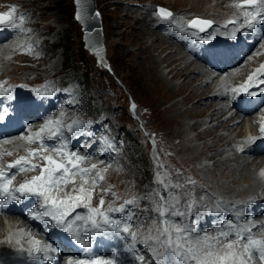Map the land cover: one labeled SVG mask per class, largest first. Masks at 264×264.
Instances as JSON below:
<instances>
[{"label": "rangeland", "instance_id": "rangeland-1", "mask_svg": "<svg viewBox=\"0 0 264 264\" xmlns=\"http://www.w3.org/2000/svg\"><path fill=\"white\" fill-rule=\"evenodd\" d=\"M180 1L182 2L181 5ZM0 2H2L0 3V12L8 11L12 6H15L13 18L19 22L21 14L24 16L26 13L32 15V11L34 14L28 17V21L25 23L28 25L40 24L42 28L39 30L40 32L28 33L24 38L25 41H28V45L24 44L27 42L18 43L13 53L7 55V58L3 57V61L0 62V84L26 83L33 88L54 89L70 93L72 102L69 104L65 102L63 105L71 107L65 108L66 110L62 108L57 111V114L61 115L64 120L84 121L82 127L94 133L95 139H99L106 150L107 155L104 160L98 161V164H103L98 165L99 167L95 168V172L87 177L90 181L97 172H102L104 177L97 183V185L102 183V189L94 190L91 201L93 207L99 204L101 197L105 201V208L109 204L118 207L121 201L135 197L138 200V206L129 205L127 210L135 213L130 223L132 224L131 231L138 232V241L150 234V228L152 229L151 235L154 236L157 229L161 227L158 213L154 211L160 202L157 194L163 195L169 204L175 203V200L178 199L180 203L176 210L184 212L185 215L182 218L173 217L172 219L185 224L195 223V234L201 236L205 233L209 236H216L217 230L220 229L217 224L219 222L218 216L228 215V213L232 216L233 211L239 210H242L243 213L245 210L250 211V208L244 209L246 205L254 202L249 200L252 198L247 199V193L243 196L241 194L236 195L231 193V190L224 188L222 186L224 184L221 185L224 180H218L217 175L219 174L212 167L209 168L213 169L210 174L203 171V166H210L213 160L217 158V153L208 159H202V152L191 154L192 148L200 143L201 139L195 138L196 140L193 141L192 138L196 132L194 130H189L184 135V128L191 123V120L175 117L170 110V105L173 102H180L184 96V90L183 92L180 90L171 93L164 87L156 88L158 82L154 81L148 70H145L144 65L141 68V62L144 61L141 57L142 51L137 49L133 43L139 25L144 24L150 27L154 23L160 25L156 31L164 32L162 28H165L166 25H162V20L155 14L158 7L166 8L173 13V16L168 20L173 27L177 26L170 21L176 20L177 23H180L182 18L184 22L186 19L183 12L184 6H191L195 10L194 13L196 14L194 15H197L196 17L213 20L218 28H224L226 24L229 26L236 25V23L232 24L229 21H237L235 15H239L243 11L235 7L240 1L233 0L232 5L229 6L233 9L219 16L212 13L211 8L207 9L209 6L191 5L184 3V0H94L102 28L103 61H98L96 56L85 47L82 25L75 18L74 0H0ZM33 3L35 4L33 5ZM36 5L40 11V14L37 15L33 10ZM241 20L243 21L242 16ZM25 23H23L24 29ZM18 30L13 29L12 32L25 33V31ZM212 30H209L208 33L214 34ZM258 30L260 33L252 36L253 41L249 37L250 34H247L242 39V45L237 47L240 50L249 48L245 57L250 58V55L252 57L256 53L259 58H251V62L242 57L247 64L244 74L242 73V76L238 77L234 76L235 79L230 77L227 80V85H223L221 89L222 91L228 89L229 96L224 97L227 101H230L234 95L232 89L244 85L248 76L264 65V28L261 27ZM174 34L182 41V43L178 41L177 44L180 45L183 55L188 53L187 49L189 48L193 51V56L190 58L188 54L186 55L189 59L198 62L200 65L210 66L208 53L203 59H200L194 52V46L190 45L188 41L184 42V32L179 30V33ZM18 35H15L14 38ZM216 38L226 39L228 34L224 32L218 34ZM8 40H13V38L4 40L0 36V43H2L0 50L3 49V45L7 44ZM216 46H218L216 49L221 51L220 46L222 44H216ZM27 47L31 48L30 52H25L28 51ZM126 48L128 51H134L135 54H127ZM229 49L226 48L223 52ZM239 52L236 53L240 54ZM158 53L162 57L166 54L164 50L153 52L155 55ZM210 59L212 62L217 61L212 54ZM163 65L165 63L160 65L159 69L165 70L162 68ZM207 72L216 74L215 79L225 80L228 78L226 75L229 71H221L219 66L218 69L210 67ZM262 73H264V69H261L256 79L264 80ZM167 76L169 77V75ZM179 81V78L174 80L175 84ZM254 86L249 91H256L259 87H264L261 84L257 88ZM72 94L75 95V100H73ZM64 96L59 95L60 99ZM189 103L191 105L192 101L184 104L183 99V102L179 104L180 110L184 111L190 106ZM260 106L262 107L259 108ZM263 107L264 101L259 106H255L251 112H247L242 123L243 134L246 137H250L251 132L248 131L249 124L245 120L252 118L256 121L259 129L260 120H257L256 114L262 111L261 114L264 116ZM235 109L232 110L235 111ZM195 113L193 111V114ZM219 119H223L222 113ZM206 125L200 124L196 128L199 130ZM251 127L256 128L255 125ZM11 144L10 140L6 142L10 149L0 152V159L2 156L10 158L13 152H17L11 148ZM229 148H226L227 151L223 152L222 156L234 155L235 148ZM213 157L215 158L212 159ZM93 159L90 165H96V160L99 158ZM261 170H257V173L264 178V173L261 174ZM189 179L194 183H188ZM75 180V184H69V189H65L66 191L63 192H71L73 188H78L83 182L78 178ZM159 181L169 184L168 189L165 190L164 185ZM88 184L91 185L90 182ZM175 185L181 187H174ZM103 189L109 191L104 192ZM239 191L241 190L237 192L239 193ZM63 192L59 194L63 195ZM260 197L262 199L258 201L260 214H254L255 216L264 213V208L261 209L264 206V195L261 196L260 194ZM189 202H194V208L190 214L187 208ZM124 215L122 213L121 219L124 218ZM245 216L246 222L249 223L250 217ZM216 226L219 228L213 230ZM30 229L35 232L34 228V231L32 227ZM255 231L258 236L264 237L259 233L260 228H256ZM35 233L38 235L37 232ZM5 239L9 242V237H5ZM229 239L234 240L235 237L231 236ZM221 241L227 243L223 239ZM138 247L141 250L140 255L145 257L144 264H156L149 252L150 245L140 244ZM17 249L19 247H16ZM212 250L222 252L223 247L218 248L216 244ZM126 264H139V262L130 259Z\"/></svg>", "mask_w": 264, "mask_h": 264}, {"label": "snow or ice", "instance_id": "snow-or-ice-1", "mask_svg": "<svg viewBox=\"0 0 264 264\" xmlns=\"http://www.w3.org/2000/svg\"><path fill=\"white\" fill-rule=\"evenodd\" d=\"M243 10V23L239 28H233L230 34V39L235 40L237 33L243 29L254 30L256 25L264 24V0H240L236 4ZM15 6H12L8 11L0 12V26H8L12 29L28 31L23 28L24 15L21 14L20 23L14 22L13 14ZM161 20H169L173 13L160 7L155 13ZM179 28L181 32L192 29L191 35L196 39H201L199 33H206L214 23L212 20L193 18L187 21V28L183 23L171 21ZM235 24L237 21H229ZM205 42L214 39V34H208L203 38ZM264 69V65L261 66ZM252 73L248 76L247 81L239 89H232L234 93L239 95L241 92L247 93L250 96H255V91H249L252 86V81L256 79L257 74L261 71ZM259 84L264 85V80H260ZM40 96H51L52 91H40L35 89ZM264 92V87L260 88ZM11 89H4L0 95L10 93ZM232 99H236L233 96ZM8 108H0V121H4L8 115ZM84 121L74 119L68 125L62 124L60 119H46L40 129L27 136L21 138L28 143H39L40 148L28 149L26 155L18 157L16 160L7 165L0 166V208H4L7 204L13 201L19 202L23 198L37 197L40 199L39 211H30L29 215L45 224V231L49 228H59L67 233L72 240L78 245H83L87 250L91 247L88 243L89 238L102 236L108 239L123 240L125 249L131 254L134 261L139 264H144L145 257L138 253V243L150 245L149 252L156 264H254V257H258L261 264H264V239H257L251 234V229L255 225L249 220L247 225L234 223L233 220H228L221 229L217 230L216 236H209L205 233L203 236L195 234V223L177 222L173 217H184L185 213L176 210L180 201L175 200V203L169 204L163 195H159V203L154 211L158 213L159 223L161 227L157 229L156 235H151L152 229H149V235L137 240L138 232L131 231L132 224L130 221L134 218L135 213L128 211V205H137L138 200L134 197L125 200L119 207H114L111 204L104 207L105 201L100 198L99 204L92 206V197L95 187L99 180L104 177L102 172H97L96 176L89 179L87 174L91 173L96 165L90 167H81V163L87 159L86 156H81L77 152L68 151L69 140L65 137V130L73 135L80 132ZM260 132L264 134V124L260 125ZM57 140L58 144L55 147L45 148V140ZM256 138H249L246 143H253ZM238 151H243V148H238ZM54 153L60 159L54 158L53 155H43L44 152ZM11 155V153H8ZM34 158H39L45 163H33ZM40 169V174L32 176L30 180H25L17 187H13V176L11 169H18L20 172ZM103 171V170H102ZM159 175V174H158ZM79 176L83 181L79 188H73L71 192H63L61 185L67 186L75 184V178ZM91 183L92 188H85V184ZM164 185L165 190L169 184L164 181H159ZM188 183H194L189 179ZM174 187H181L175 185ZM104 192L109 191L103 189ZM63 192V195L59 193ZM115 195V194H113ZM83 208L86 210V215H81L76 210ZM189 214L194 208V202L187 204ZM112 213H124L123 219H116ZM237 217L244 215L242 210L235 213ZM264 223V222H261ZM235 239H229L231 236ZM226 240L223 245V251H213V247L219 244L221 240ZM246 241V242H245ZM19 243V241H17ZM31 247L28 249L20 248V253L34 262V264H49L57 259L59 249L54 247L52 243H43L39 240H32ZM67 264H126V261L121 258L119 251H113L112 259H103L99 256H94L91 259H68Z\"/></svg>", "mask_w": 264, "mask_h": 264}, {"label": "bare ground", "instance_id": "bare-ground-1", "mask_svg": "<svg viewBox=\"0 0 264 264\" xmlns=\"http://www.w3.org/2000/svg\"><path fill=\"white\" fill-rule=\"evenodd\" d=\"M232 2L233 0H184V3L191 5L200 4L203 6H209L207 9L211 8L212 13L217 14L219 16L224 15L228 11L233 9V8H229V6L232 5ZM35 3H33V5ZM181 3L182 2L180 1V5ZM33 10L36 15L40 14L37 5L35 6V8H33ZM27 11L29 10L27 9ZM194 11L195 10L191 8V6L189 7L184 6L183 12H184V18L186 17V19L183 22L182 21L183 19L181 18L180 23H183L185 28H187V21L190 20L192 17L194 18L197 16L194 15L196 14L194 13ZM242 12L243 11H241V14L239 15L237 14L235 15L238 24L236 23V25L234 26L233 25L229 26L226 24L224 28H220V27L218 28L217 24L216 25L213 24L210 30L213 29L212 31L214 34L216 33L223 34L224 32H227V34L230 37L232 29L239 28L240 25L243 23V21L241 20V16L243 18ZM31 13L32 15L34 14L32 11ZM32 15L26 13L24 16L25 17L24 23L25 21L27 23L28 17ZM26 23H25V29H27L28 31H25V33L23 34L22 33L19 34L17 37L13 38V40H8L6 42L7 44L2 46L3 49L0 50V62L3 61L2 60L3 57L7 58L6 57L7 55L14 52V49L16 48L18 43L27 42L24 44L26 45L29 44L28 41L24 40V38L28 35V33L32 31L40 32L39 30L42 29L40 24L28 25ZM161 23L162 25H166L165 28L164 27L162 28V31H164L162 33L156 31L158 30V28H160V25L154 23L151 24L150 27L144 24L139 25L137 27L138 31L135 33L136 37L135 39H133L134 40L133 43L136 45L137 49L142 51L141 57L143 58L142 60L144 61L141 62L142 64L141 68L144 65L145 70L146 71L148 70L150 76L153 77L154 81L158 82L156 83V88L158 87L160 89L164 87L166 90H168L171 93H175L180 90H182L183 92L184 90V96L181 98L180 102L179 101L173 103L171 102L172 104L170 105L171 108L170 110L172 111L175 117L181 119L184 118V120L189 118L191 120V123L186 128H184V135H186V133L189 130H194L196 132L192 138L193 141L196 140L195 138L201 139V142L196 144L192 148L191 150L192 152L190 151L191 154L202 152L203 153L202 159H208L216 153L219 156V157L217 156V158L213 160L210 166L204 165L203 171L208 172V174H210V172L213 171V169L216 170L219 174L217 175L218 180L221 179L224 180L223 182H221V185L222 183L224 184L222 185L224 188L231 190L232 191L231 193L236 195L241 194L243 196L247 193L246 194L248 196L247 199L252 198L249 200L254 201L253 203L257 204L259 200H262L260 194L261 196L264 195V178L258 175L257 173V170L259 169H262L260 171L261 174L264 173V134L260 132V130L258 129V125L256 124V121L253 120L252 118L245 120L248 121L249 124L248 131L251 132L250 137H246V135L243 134L244 127L242 123L244 122L245 116H247V112L245 111V109L243 110L241 109V111H239L240 108H236L235 105V102H239L241 98L239 97L236 100L232 99L230 101H227L226 98L224 97L229 96L228 89L225 91H222L221 89L223 85H227V80H229L230 77L242 76V73L245 72L244 70L247 69L246 68L247 64L246 62H244L242 57L247 58V61L252 62L251 58L256 59L259 55L256 56L255 53L252 55V57L250 55L249 58V57H245L247 52L246 50L245 51L241 50V52H239L240 54H237L236 51L232 52L231 48L228 51L223 52V50L226 49L224 48L223 45L220 46L221 51H218L216 49V47L218 46H214V48L211 51V54L217 59L216 62L218 66H220V70L229 71L228 74L226 75L228 76L227 79L225 80L224 79L220 80L219 78L215 79V77L217 76L216 74L207 72L211 66L200 65L198 62L189 59L190 56H193V51L191 49L189 48L187 49L188 50L187 54L189 58L188 56H186L187 54L186 55L182 54L180 45L177 44L178 41L181 43L182 41L181 39H179V37H176V35L174 34V33H179V28L173 27L168 20H162ZM191 31L193 30L188 29L184 31V42L188 41L190 45L192 43L194 44L205 43V40L203 39L204 35L203 36L200 35V37L202 36L201 39H196L191 35ZM0 36H2L4 40L8 39L6 38L7 32H0ZM0 45H2V43H0ZM93 46L94 47L96 46L95 49H93L95 51L91 53H95L96 57L102 58L103 47L100 48L99 45L94 43ZM27 49L28 51L25 52L31 51L30 47H27ZM158 50L161 52L164 50L166 54L163 57L160 56L159 53L158 55L153 54L154 51H158ZM125 52L127 54H135L134 51H128L127 48L125 49ZM164 63L165 65H163L162 68H165L166 72L165 70L159 69V66ZM257 70L258 69H256L254 72H257ZM167 75H169V77ZM177 78H179L180 81L177 84H175L174 80ZM254 80L252 81L251 87L254 86L253 83H257L261 79H254ZM240 87H237L236 89H239ZM258 90H260V87L255 92H257ZM73 95L74 94H72V98L73 100H75L76 97L75 95L74 96ZM183 99H184V104L192 101V104L190 105L189 103L190 106H188L184 111L180 110L179 107V104L183 102ZM233 108H236L235 111L232 110ZM193 111L196 113L193 114ZM221 113L223 115V119H219ZM200 124H207V125L204 128L197 130L196 127H198V125ZM253 125H255L256 128H252L251 126ZM36 127L40 128L41 126H39L38 124L36 125L34 123V126L32 127V129H30V131L33 132ZM30 131L26 132L23 135L18 134V136L15 135L0 140V152H2L3 150L10 149V146L7 147L6 145V142L10 140L12 142L11 148L17 150V152H14V154L23 153L28 146V142L22 139L21 137L27 136L28 133L29 134L31 133ZM252 137L256 138L254 142L250 144L246 143V141H248L249 138ZM227 147L235 148V152L233 156H228V155L222 156V153L227 151L226 149ZM238 148H243L244 150L238 151L237 150ZM214 158L215 157H213L212 159ZM9 159L10 158L1 157V162H4ZM102 164L103 163H100L98 165H102ZM98 165L96 168L99 167ZM210 167H212L213 169H209ZM29 173L26 176L29 177ZM23 177L24 176H20L18 180L19 181L22 180ZM76 178L81 180L80 177H76ZM84 186L87 189L92 188V185L90 184L88 185L85 184ZM102 186L103 185L100 182V184L97 185V187H95V190L102 189ZM61 189H63L64 191L65 189H69V186L61 185ZM238 190L241 191H239L238 193L237 192ZM257 213H259L258 210ZM18 214H19L18 212H12L9 213L8 215H0V262L3 261L4 263H8L16 255H22L21 259L16 258L18 259L17 262H21L23 264H33L34 262L31 261L26 256V254L20 252L17 253L18 249L16 250V247H19V249L20 248L28 249L31 247L30 242L32 240H37L35 238L33 239L31 238L33 234V232L30 229L31 223L28 222V220L25 217H22L21 215ZM251 221H253V224L255 225L253 229L255 230L256 228H260L259 233L264 236V223H261L264 222V213H262L257 217L253 215ZM255 234H257L256 231ZM5 237H9V242L5 239ZM17 241H19V243H17ZM225 243L226 242L220 241V243L217 244V247L221 248ZM121 244L123 245L124 242L122 241ZM5 249H7V251H4ZM129 254L130 253H128L127 255ZM254 262H255L254 264H259L256 258L254 259Z\"/></svg>", "mask_w": 264, "mask_h": 264}, {"label": "water", "instance_id": "water-1", "mask_svg": "<svg viewBox=\"0 0 264 264\" xmlns=\"http://www.w3.org/2000/svg\"><path fill=\"white\" fill-rule=\"evenodd\" d=\"M75 18L82 25L84 32L85 47L94 52V44L103 47L102 28L100 24V15L96 9L94 0H74ZM104 49V47H103Z\"/></svg>", "mask_w": 264, "mask_h": 264}]
</instances>
